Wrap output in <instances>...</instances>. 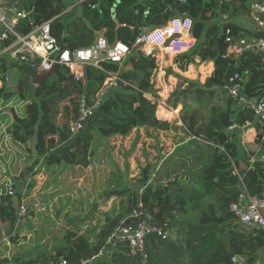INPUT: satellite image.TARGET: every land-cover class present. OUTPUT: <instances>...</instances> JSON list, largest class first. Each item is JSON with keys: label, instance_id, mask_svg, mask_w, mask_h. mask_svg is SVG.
Returning <instances> with one entry per match:
<instances>
[{"label": "trees", "instance_id": "16d2710c", "mask_svg": "<svg viewBox=\"0 0 264 264\" xmlns=\"http://www.w3.org/2000/svg\"><path fill=\"white\" fill-rule=\"evenodd\" d=\"M115 1L84 0L78 4L81 5L79 18L73 12L75 6L67 11L72 4L70 0H28L20 7L30 11L33 22L38 25L51 20L52 35L69 50L88 48L97 33H103L109 43L121 42L132 48L143 29L162 27L174 16L187 13L193 20L192 35L197 44L189 53L176 56L175 64L182 72L195 59L212 62L214 66L211 75L195 91L199 95L198 109L182 116L188 141L177 146L158 170L148 164L142 168L136 178V183L143 186L141 195L126 188L111 192L114 197L128 198L127 206L117 216L107 219L94 244L90 245L78 236L75 245L58 249L52 255L43 253L14 264H51L60 259L78 264L88 259L103 247L115 227L141 221V216L137 220L130 218L138 202L142 203V212L146 215L165 206L162 222L150 221L156 222L167 233V239L148 235L145 238L146 260L129 256L126 248L119 246L109 260H98L94 264H254L264 245V234L236 231L229 206L236 200L241 183L252 194L264 192V167L256 162L249 169L240 171V181L233 173L234 167L239 166L240 160H245L248 167V153L241 155L238 152L237 133L242 129L230 133L228 128L233 123L240 127L250 123L254 127V144L258 150L252 155L264 152L261 128L251 110L234 104L228 97L221 104L207 108H204L207 102L203 100L214 98L215 90L225 86L234 73L248 77L244 86L248 98L264 96V72L258 55L248 52L235 59L225 56L224 46L218 51V40L227 28L239 34L237 25L223 17L229 19L247 14L249 0H186L185 4L181 0H119L113 18L111 11ZM30 30L29 24L20 27L23 34ZM104 67L118 72L127 84H120L110 92L86 128L71 141L67 125L76 118V99L83 92L91 95L98 90L104 81V73L87 67L84 77L76 83L67 71L56 69L49 78L36 85L35 74L24 70L15 76L16 93L8 87L0 89V100H9L16 95L29 101L25 117L9 133L20 144L33 138L35 160L30 168L40 161L49 167L66 164L87 168L91 144L96 136L107 140L128 136L138 129H170L169 123L157 119L156 105L145 96L157 97L151 83L156 70L155 57H145L137 52L121 67L109 63ZM3 70L5 67L0 65V71ZM204 111L209 116L203 124L200 115ZM199 145H202L201 149L190 150L191 146ZM178 154L182 158L175 161L174 156ZM2 196L0 221L12 228L21 195L16 192L12 197ZM174 233L179 236L173 238ZM71 235L68 233L66 237Z\"/></svg>", "mask_w": 264, "mask_h": 264}, {"label": "built area", "instance_id": "2783aa9c", "mask_svg": "<svg viewBox=\"0 0 264 264\" xmlns=\"http://www.w3.org/2000/svg\"><path fill=\"white\" fill-rule=\"evenodd\" d=\"M83 1L80 0L77 5ZM27 3L28 0H0V65L5 67V70L0 71V89L10 85V71L13 69L27 70L35 75H44L53 69H64L76 83L84 77L87 67L96 69L105 75L104 81L98 90L91 95H86L83 92L76 99V118L67 125L69 141L82 133L89 119L94 116L112 90L118 88L120 84H127L120 78L118 72L106 70L104 64L121 66L136 45L140 46L138 52L143 56L155 57L156 59L160 51L167 55L173 53L174 56H179L189 53L197 44L192 35L193 20L187 13H182L171 18L162 27L149 32H147V29H143L132 48L121 42L109 43L103 33H97L92 45L88 48L69 50L64 48L61 42L52 35L51 20L39 25L33 22V14L20 7L22 4ZM181 3L185 4L186 0H181ZM248 8L249 12L245 16H241L242 23L248 19L252 25L248 33H243V25H238V16L225 19L240 28L239 34L238 31L237 34L233 33L230 28L225 30L223 34L225 56L237 59L244 53H254L260 57L264 72V0H249ZM23 24L31 26V30L26 34L20 31ZM158 72L165 75V71L160 68ZM156 78H158V74ZM247 78H243L239 73H234L225 86L215 91L217 95H224L235 104L251 110L264 138V96L248 98L245 95L244 86ZM145 96L156 105V115L159 121L169 123L173 121L183 127L178 108L172 109L169 107L162 97H155L151 94H145ZM160 112H164L166 115L162 116ZM168 114L170 118L166 117ZM238 129H242L243 135L253 132V137L256 136V131L250 123H246L244 127L233 123L228 128V132H236ZM244 130L246 133H244ZM256 150L258 149L256 148ZM248 158L249 166L247 169L256 162L264 167V152L260 151L256 155L248 154ZM233 173L240 178L238 167H234ZM24 181L21 186L28 183L29 178L25 177ZM240 181L242 182L241 178ZM27 186L28 184L26 188ZM17 188L18 184L14 180L7 179L4 182L3 194L12 197L17 192ZM26 188L25 190H27ZM137 190L138 194L141 195L142 184ZM142 208V203L138 202L136 208L130 214L132 220H137L141 216V221L128 225L121 223L115 227L108 234L103 247L96 254L80 261L78 264H94L98 260L107 261L119 246H124L129 256L146 260L145 238L150 234H156L165 240L168 235L156 222L150 221V215L143 214ZM229 211L233 216L232 225L236 231L244 233L258 231L264 234V192L252 194L241 183L240 192L236 200L230 204ZM26 216L27 208L24 204V198H21L20 205L15 213L14 223L20 225ZM13 236L14 234L11 233V236L5 237L3 241L8 243L10 237ZM260 250L264 252V245ZM0 264L14 263H6L5 259L0 257ZM51 264L70 263L66 259H60ZM254 264H264V260L261 262L257 259Z\"/></svg>", "mask_w": 264, "mask_h": 264}, {"label": "rangeland", "instance_id": "374dc122", "mask_svg": "<svg viewBox=\"0 0 264 264\" xmlns=\"http://www.w3.org/2000/svg\"><path fill=\"white\" fill-rule=\"evenodd\" d=\"M70 1L72 4L67 11L74 8L73 6L77 5L80 0ZM80 6H75L73 9V12L76 13V18L81 17ZM173 56V53L169 54L166 59L167 61H165L168 62ZM165 61H163V66L168 65ZM201 65H203V68H198L199 70L190 69L193 72L189 74V76L193 75L191 78L182 77L178 72L179 69L178 71L176 70L178 66L173 68L174 65H168L173 70L174 74H171V76L175 77L177 83L171 85L172 90L169 93L167 92L162 98L166 100L168 106L172 109L179 108L178 106H180L179 117L182 125V116H186L192 110L198 109L199 95L195 91L203 85L205 79L209 76V73L207 74L209 71L205 68L206 64H199V66ZM22 72L19 69L10 71L11 83L8 88L14 93H16L15 76L21 75ZM225 98L224 95H216L210 99L204 98L205 103L207 102L204 108L211 107L216 103L221 104ZM28 102V100L23 101L19 99L16 95L7 101H0V122L8 126L5 132L2 130L3 127H0V146L2 148L0 150L3 151L0 154V172L2 169H6L11 171L9 175L18 168L17 161L20 162V165L25 166V161L21 163L20 158L23 154H26L29 158L30 154L35 157L32 150L34 144L33 138L27 141V143L20 144L9 133L13 126L25 117ZM160 114L162 116L166 115L164 112H160ZM208 116L209 114L206 111L200 115L203 124ZM166 117L170 118V115L168 114ZM165 123L169 122L166 121ZM169 124L170 129L168 131L138 129L125 137L107 139L109 141L99 139L96 136L91 144L90 165L87 168L78 167V173L79 175H83V180L80 183V189H76L77 191L72 188L73 185L69 184V178L76 176L73 168L75 166H68L66 164L52 166L57 176L50 177L51 179L47 188L54 191L58 189L67 191L52 194L49 198H34L31 201H27V198H24L27 216L23 218V222L20 225L15 222L12 228L6 229V237L11 236V233L14 234L13 237H10L8 243L7 241H3L4 236L1 233L5 228L0 221V257L5 259L6 263H16L37 257L43 253L52 255L58 249L67 248L69 245L72 246V244L75 245L78 236L84 238V241L88 244H94L97 235L100 233L107 219L117 216L127 206L128 198L125 197H114L112 204H107L112 199L109 197L112 194L111 192L126 188L130 189L131 192L133 190V192L137 193L140 184L136 183V178L139 176L142 168H145L148 164L155 166L156 170H158L177 146L185 144L188 141L184 127L177 125L173 121ZM244 133H246L245 130ZM237 135L241 143L238 152L241 155H247V153L252 155V152L256 151L254 133L248 132L243 135V132L240 131ZM107 142L109 146L106 145ZM201 146H191L190 150L201 149ZM99 147H107L110 152L108 160L103 159V154L98 151ZM29 158H27V165L23 169L21 167V170L17 171V175L13 177L15 181L19 182L17 192H21V194L27 193L25 190L27 184L26 189H30L31 187L32 176L31 178L30 176H26L30 172L28 169L31 159ZM181 158L179 154L174 156L175 161H179ZM195 162L193 171H195L196 167ZM105 163L108 164V171L106 173L108 175L106 177L104 176L105 170L102 166ZM247 164L245 160H240L239 166H237L238 171L245 170ZM45 168L48 169L50 167L45 166ZM89 171L90 173H88ZM35 173L37 174L38 171ZM96 173L102 174L101 179L97 178L95 180L94 176ZM2 177L3 175L0 174V181H2ZM25 177L29 178V181L21 186V183L25 182ZM181 179L185 180L182 175ZM85 182L89 186L85 185ZM128 182L130 186L126 187ZM68 233L72 234L70 238L66 237ZM178 236V233L172 235L173 238ZM260 254H257V259H259ZM261 255H264L263 251Z\"/></svg>", "mask_w": 264, "mask_h": 264}, {"label": "crops", "instance_id": "0c3cea01", "mask_svg": "<svg viewBox=\"0 0 264 264\" xmlns=\"http://www.w3.org/2000/svg\"><path fill=\"white\" fill-rule=\"evenodd\" d=\"M248 5H249V2L247 4V7H248ZM245 15L246 14H238V25H243V28H242L243 33H248L250 31L249 29L252 28V25H251V23L249 22L248 19H246V21L242 23L241 16H245ZM226 18H228V17L227 16H224L223 17V20H225ZM168 56L169 55H167L164 52H161V53L157 54V57H156V70L154 71V73L152 75V78H151V83L153 84L154 90L156 91V94L159 97H164V95L167 94V92L169 93L172 90V86L171 85L177 83L175 77H172L171 74L170 75H167V74L166 75H163L162 73H159L158 72L159 68L166 72V70H168L170 68V67H168V65L169 66H173L174 65L173 68L175 66L177 67V64H175V58H176V56H173L172 58H170L168 60V62H166L167 61L166 59H167ZM163 61H165L166 63H168V65L165 64L166 66H163ZM201 63L202 64H206V67L205 68L208 69L209 72H207V74L209 73V76H210L211 73L213 72V69H214L213 63L212 62H200L198 59H195L193 64L188 65L186 67V71H184V72H182L180 70L178 71V68L176 70L180 73V75L182 77H189V78H191V76H193V75L189 76V74H192L193 72H191L190 69L193 70V69L203 68L202 67L203 65L199 66V64H201ZM171 71H172V74H174V72H173L172 69H171ZM157 74H158V78H156ZM0 101H2V100H0ZM2 123L3 122H0V127H3L2 130H3V132H5L6 129L8 128V126L6 124H2ZM116 139H118V137H116ZM128 139H130V138H128ZM107 141H109V140H107ZM106 145L109 146L108 142H107ZM0 149L2 150L1 146H0ZM98 151H99V153H102L103 154V159H105V160L106 159L107 160L109 159L110 152L107 149V147H99L98 148ZM1 152H3V151H1ZM20 158H21V163H24L23 161H25V166H26L27 165V162H28L27 161V158H29V157L26 154H23ZM29 159H31V161H29V169H28L30 172L27 173L26 176H30V178L32 176V179H31L32 181L30 182L31 183V187H30V189H27L26 190L27 193H25V194H21L20 193V195H21L20 198H25V199L27 198V201H31L34 198H49V197H51L52 194H58V193H60L62 191L61 189H58V190L54 191V190H50V189L47 188L48 187V184L50 182V179H51L50 177L51 176H53V177H56L57 176L56 172L53 171V167H50L48 169H46V168L44 169L45 166L43 167V165L41 164V161H40V162L37 163V165H34L33 168H30L32 166V163L35 160V157L32 154H30V158ZM17 163H18V168L16 169V171L14 170L11 175H9L11 171L6 170V169H2V171L0 172V174L3 175L2 181H0V198L3 197L2 195H4L3 194L4 182L7 179L14 180L13 177H15L17 175L16 172L17 171L19 172L21 170V167H22V169L25 167V166L20 165V162L19 161H17ZM61 165H59V166H61ZM102 166H103V169L105 170L104 176L106 177V175H108V174H106L107 171H108V164L105 163V165L103 164ZM27 168H28V166H27ZM73 168H74L75 175L77 177L76 176H72L71 178H69V180H70L69 184L71 186L73 185L72 188L75 191H77L76 189H80V183L83 180V175H79V173H78V171H79L78 169L79 168L78 167H73ZM37 171H38V173L36 174L35 172H37ZM7 172H8V174H7ZM20 173H19V175H20ZM88 173H90V171ZM94 177H95V180L97 178H100L101 179L102 174L96 173ZM108 178L110 179L109 176H108ZM15 182L19 185V182L18 181H15ZM85 185H88L87 182H85ZM128 185L130 186V183L129 182L126 184V187H129ZM66 191L67 190H63L62 193L63 192H66ZM109 197L112 198L107 203V204L110 205V204H112V201H113L114 196L113 195H110ZM120 198H124V197H120ZM3 226H4L5 229L2 231L1 234L4 236L3 237V239H4L6 237L5 235H7V234H5L6 229L10 228V226L8 224H6V223H3ZM260 253H262V250H260L258 252V254H260ZM259 260L262 262L264 260V256H262L260 254Z\"/></svg>", "mask_w": 264, "mask_h": 264}, {"label": "water", "instance_id": "95a60500", "mask_svg": "<svg viewBox=\"0 0 264 264\" xmlns=\"http://www.w3.org/2000/svg\"><path fill=\"white\" fill-rule=\"evenodd\" d=\"M119 0H116L115 3L113 4V9L111 11L112 13V16L114 18V11H115V7L117 6ZM147 12V10L145 11V13ZM31 18V17H30ZM156 29V27L154 26H150L147 28V32L149 31H152ZM224 45V36H220L219 40H218V51L220 52L222 47ZM140 49V46L139 45H136L135 47L132 48L131 52H130V56L136 54L138 52V50ZM56 71V69H53L52 71L44 74V75H35V82H36V85H38L42 80L44 79H47L51 76L52 73H54ZM166 74L167 75H170L172 74V71L171 69L169 68L168 70H166ZM0 145H1V141H0ZM0 154H2L1 150H0ZM165 208V206H163L158 212L154 213L152 210L150 211V218L154 221H157V222H162V211L163 209Z\"/></svg>", "mask_w": 264, "mask_h": 264}]
</instances>
